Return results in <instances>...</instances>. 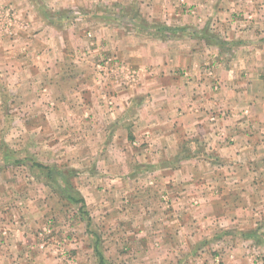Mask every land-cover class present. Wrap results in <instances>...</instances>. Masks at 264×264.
I'll return each mask as SVG.
<instances>
[{
    "label": "rangeland",
    "instance_id": "374dc122",
    "mask_svg": "<svg viewBox=\"0 0 264 264\" xmlns=\"http://www.w3.org/2000/svg\"><path fill=\"white\" fill-rule=\"evenodd\" d=\"M97 1L78 0L72 3L70 0H30V8L34 10V13L32 12L33 15L26 18L17 11L13 3L0 0V41L5 39L15 41L21 37L22 33L31 36L35 31L36 23L43 25L46 34L50 33L47 30L54 31L50 34L54 40L51 42L53 46L49 51L39 48L40 53L34 55L38 52L36 49L38 44L33 42L29 44L31 48L25 50V53H28V58L32 59V69L35 74V63L40 67L39 63L42 62L44 73L48 72V68L52 67L53 63L55 65L60 63L61 89L67 92L62 94L64 103L71 99L68 92L73 87H76L81 94V98H75L77 102L85 103L88 99L84 97V94L92 92L96 101L103 100L108 105L111 104L110 107L113 106V100L116 98L114 94L142 87V84L146 82L144 79H148L152 70L145 67L147 65L135 67L128 59H186V52L191 51L190 59H194L196 64L203 61L194 67L197 73L187 70L182 72L180 69L175 73L183 76L190 85L196 84L198 91H201L199 83H207L206 86L216 95L222 94L226 89L217 76L218 68L224 69L226 68L224 66L229 65L231 68H236L238 74L243 76L256 67V63L254 61L250 63L249 59H210L214 50L223 49V47H217L214 42L213 38L218 37L217 34L199 29V33L202 34L203 31L206 33L208 41L202 39H198L200 43H194L195 40L188 41L190 38L187 33L177 31L176 28L179 26H169L163 22L164 20L150 16L149 1ZM176 4L187 5V1L179 0ZM172 7L177 8L176 5ZM187 9L191 18L198 19L195 8L186 7ZM244 19H238L239 26L244 25ZM190 27L198 32L197 27ZM122 43L123 46H121ZM229 50L232 54L233 49ZM7 57V52L0 50V59ZM218 62L221 63L218 64ZM49 71L50 74L52 71ZM235 72L236 70L234 74ZM235 76L236 74L233 78ZM37 82V78L35 81L30 78L29 84L24 85L26 88L23 86L15 94L12 93L13 90L6 87L4 80H0V187L4 185V182H10L12 183L10 192L25 198L24 203H27V206L24 207L21 220L25 216H32L29 211H41L39 206L28 207V202L29 198H31L30 201L33 200L32 196L44 193L43 187H46V191L55 197V201L52 202L54 208L49 207L46 211V207H43L46 215L44 214L41 220L53 221L51 217H55L62 235L54 238L55 225L49 223L46 227L41 224L44 228L41 227L43 231L50 229L51 236L39 237L38 240L24 239L26 238L24 237L23 240L13 235L14 240L10 241L9 233L4 230L6 229L4 222L8 221L4 218L7 216L12 218L11 215L16 218V209L13 211V208L7 210L4 208L2 200L6 193L0 189V264H40V262L45 264L42 262L45 251L48 256L55 254L52 264H64L58 258L65 259V257L69 264H77V258H74V254V256L70 255L69 251L73 252L79 247H86L88 251L87 255L81 256L86 264H146L149 262L151 264H264V155L258 154L254 161L245 158L238 165L234 175L232 172L230 174L228 160H223L218 153L206 151V146L199 144L204 132L207 136L223 140L228 136L226 122L230 123L229 108L235 116L231 124L235 123L239 128L231 131L238 134L252 132L256 138V145L253 147L258 151L264 150V118L259 119L261 114L258 110L252 111V108L248 106L249 102H246L245 95L234 96L233 104L231 106L226 104L228 108L216 100L210 105L207 103L210 98L205 94L198 97L207 99L204 101L205 106L202 107L205 113L202 121L203 124L204 121L207 123V127L205 125L201 127V136H198L196 140L195 138H189V141L185 139L179 159L167 160L171 163L172 172H177L181 168L185 171L188 168L189 173L183 181L194 187L198 185L197 191L192 187L190 190L194 188L193 191L187 192L189 198L198 199V204L190 202L189 206L185 207L176 204L169 210L173 212L169 213L170 206L164 209V205L159 203L160 201L164 203L167 195L158 192L155 197L156 209H152L156 212V220L150 224L153 225L151 232L155 233V240L151 241V244L154 243L159 251L146 256H132L122 253L129 243L128 239L122 236V232L133 231L143 226L141 218L136 219V224H133L134 220L127 219L133 215L140 216L143 213L142 206L146 205L144 203L152 200L148 198L149 182L152 181L155 185L163 187L165 180L168 179L165 176L166 172H162L159 167L154 172L153 167H161L165 161L156 160L153 166L154 161H149V157L144 156L142 161L137 159L136 156L140 155L141 150L148 149L149 143L146 139H149V134H145L143 141L137 142L133 133L132 136L129 133V143L120 146L124 148L125 153L110 154V151L117 147L112 144L109 147H103L105 142L100 138L99 116L90 113L89 116H85L82 112H72L71 122L67 120L66 124L62 120L58 135H54L52 140L49 139V143L55 142V145L47 143L44 146L46 153L53 151L58 155L61 154L57 156L56 166H51L49 163L47 166H51L49 171L38 167V164L43 166L39 157L42 150L36 145L40 141L38 125L43 122V117L35 109L38 98ZM246 82V79H242L241 85ZM241 85H239L240 88H242ZM261 89L264 87H258L257 94L264 100V92L261 93ZM39 97L41 99V96ZM251 98H253L252 94L247 101ZM50 100L49 98V103ZM204 103L202 102V105ZM26 107L30 108L28 112L21 110ZM261 108L263 109V106ZM62 115L70 116L65 111ZM93 116L97 119L96 122L91 120L90 117ZM22 120L27 122L28 127L22 126ZM128 123L132 125L136 121L133 118ZM110 127H115V123L110 124ZM122 130L126 135L128 129ZM103 152H108V156H105ZM68 153L71 156L70 162L62 156ZM192 153H196L194 159L186 158L192 156ZM118 154L123 163L122 168L125 172L123 176H126L118 182L122 186L125 185L126 190L122 193L115 191L108 195L99 190V186L105 182L106 178L101 175L102 163L100 162L106 161L107 167H111V177L114 178L117 175V169H114L117 163L113 159H117ZM88 158H93V161ZM217 168H225L227 171L226 175L224 172L223 176L218 177L221 182L217 180L214 172ZM235 177L242 180L241 185L235 184L234 190L230 193L228 189L231 185L233 186ZM171 178L180 179L179 176H175V173H172ZM113 180L116 183V178ZM215 181L221 187L227 188V191L223 189L221 192L223 202L229 196L237 199L233 202V206L208 207L206 205L210 201L205 204L202 202L206 194L200 198L198 193L204 189L210 192L208 186ZM173 193L176 194L175 191ZM64 196L71 197L73 202L64 200ZM104 200L108 206H105ZM144 209L147 212L148 209ZM11 211L13 212L8 214ZM165 212L167 216L171 214L177 217L172 224L169 223L171 228L167 224L166 228H170L169 233H171V239L168 240L161 236L162 231L165 230L162 222ZM26 218L28 217L24 219ZM61 223H65V226ZM71 227L75 230L74 236L72 235L71 239H63L67 234L64 228L72 229ZM148 227L145 226V228ZM70 241L72 245L77 244L75 248H70ZM22 243L33 248L21 251L18 244Z\"/></svg>",
    "mask_w": 264,
    "mask_h": 264
},
{
    "label": "crops",
    "instance_id": "0c3cea01",
    "mask_svg": "<svg viewBox=\"0 0 264 264\" xmlns=\"http://www.w3.org/2000/svg\"><path fill=\"white\" fill-rule=\"evenodd\" d=\"M8 1L15 5L14 7L22 16L27 18L28 16L33 15L32 12L34 13V10L30 8V0ZM70 1L75 3L78 0ZM117 1L120 2L124 0ZM139 1H149L150 6L148 12L150 16L160 18L161 21L164 20L163 22L169 26H179L176 28L178 29L177 31L187 33L188 38H190L188 41L195 40L194 43H200L198 42V39L208 41L207 35L205 36L206 33L204 31L202 34L199 33V29L208 31L209 33L212 32V34H217L218 37L213 38L214 42L216 43L217 47H223L224 50H214L210 59H249L250 63L253 61L256 63V67L253 68V71L250 73L246 72V74L243 76L238 74L236 68H231L229 65L224 66L226 67L224 69L223 67H217V76L220 78V80H222L220 82L226 86V89L225 91L223 90L222 94L216 95L206 86L207 83H199L201 91H198L196 84L190 85L189 82L185 81L183 76L177 75L175 73V71L178 69H180L182 72L185 70L195 72L194 67L198 63L201 64L203 62L199 61L196 64L194 59H190L192 58V55H190L192 53L191 51L186 52V59H128L135 67L147 65L145 67H148L152 70L151 75H148V79H144L146 82L142 84V87L132 91H119L117 95L114 94V97L116 98L113 100L114 103L112 107L109 106L111 104L108 105V103L103 100H100L99 102L96 101V97L92 92H87L84 94V97L88 99L85 103L82 101L77 102L75 98H81V94L79 93V90L76 89V87H73L68 92L71 99H68V101L64 103L62 102V99L64 98L62 94L67 92L62 91L61 89V73L59 68V66H61L60 63H57L56 65L53 63V65H51L52 67L48 68L47 73H44L42 62H38L40 67L35 63V74L32 69V59H29L28 53H25V50L31 48L29 47V44L33 42L38 44L36 47L38 52L34 55H38V53H40L39 48L41 50L47 49L49 51L53 46L51 42H53L54 37L50 36V34L54 32L53 30H47L50 31V33L46 34V31H44L42 27L43 25L41 23H36L34 24L35 31L31 34V36L22 33L21 37L15 41L10 39L0 41V50H5V52L8 54L6 59H0V80H4L6 87L10 90H13L12 93L14 92L17 94L20 88H23L24 85L27 86L29 84L30 78L33 81H35L37 78L38 82L36 83V91L38 98L35 109L38 114L42 115L43 122L39 123L41 126L38 125V129L40 128L39 130L37 129L38 135L40 136V141L37 142L36 145L38 148H40V150H42V153L39 157L41 158L40 160L44 170L46 168V170L49 171L51 170V166H56L55 162L58 161L57 158L61 155H58L53 151H47L46 153L44 146L47 143L49 145H55V142L50 144L49 139L52 140L54 135H58V129L62 127V120H64L66 124L68 122L67 120L71 122L72 112H82L85 113V116H89V113L99 116L101 127L100 138L105 142L103 147H109L110 144L117 147V149H112L110 154L125 153L123 150L124 148H120V146L129 143V133L131 136L133 133L134 138H137V142L143 141L145 139V134H149V139H146V142L149 143L148 149L141 150L140 155H137L136 157L139 161H142L144 156L149 157V161H154L152 165L156 163V160H164L165 162L161 167L153 165V171L155 172L157 167H159L162 172H166L165 176L168 177V179L165 180L163 187L155 185V183L152 181L151 183L149 182L148 198H152V200L147 201L144 203L146 205L142 206L143 208L141 211L143 210V213H141V217L133 215L130 217V219H127L134 220L133 224H136V219L141 218L143 224V226H140L139 229H134L133 231L123 230L124 232H122V236L127 238V241L129 242L127 243L128 246L124 247L122 250V253L124 255L128 254L132 256H146L158 253L159 251L154 243L151 244V241L155 240V233L151 232L153 225L150 224L156 220V212L152 209H156L157 203L155 197L158 195V192L160 194L167 195L165 196V202L163 203L160 201L159 203L160 205H164V209H167L166 206H170L168 211L173 205L176 204L182 205V207L189 206L188 203L190 202L198 204L197 198H189L187 195L188 191L192 192L194 188L197 191L199 188L198 185L194 187L184 182L186 180V174L189 173L188 168L185 171H183L184 169L181 168V170H178L177 172H172V168L170 167L171 163L167 162V160L171 161L173 159L175 160L176 158L179 159L180 154L182 153L181 146L182 143H185V139L189 141V138H195L194 140H196L198 136H201V127L204 125L207 127V123L204 121L203 124L202 121L205 115L202 107L205 106L204 101H207V99H201L198 97L205 94L208 96V98H210V100L207 101V103L210 105L216 100L218 103L227 107L226 104L230 106L233 104L234 96L242 94L245 95L246 99L248 100L252 94L253 98H251L249 101L246 100V102H249L248 106L252 108V111H259V114H261L259 119L260 117L262 119L264 118V100L260 99L258 97L259 94H257L258 87H264V0H183V2L187 1V5L183 6H178V4H176V2L179 0ZM172 5H176L177 8L172 7ZM186 7L195 8L198 19L191 18L188 14V9L186 10ZM241 18H245L243 26L238 25L240 24L238 19ZM190 26L197 27L198 32H195V30L191 29ZM121 46H123V43ZM227 49L228 51H225ZM229 49H233L232 54H230ZM206 58H208V56ZM219 63L221 62H218V64ZM237 64L238 60L236 62V65ZM49 70L52 71L50 74ZM234 70H236V76L233 78L235 75ZM48 76L50 77L49 79ZM242 79L247 80V82L243 85H241ZM239 85H241L242 88H240ZM25 86L24 88H26ZM193 91L194 93H192ZM262 92H264V89H261V93ZM39 96H41V99H39ZM48 97L51 99L50 103L48 102ZM202 102L204 103L203 105ZM223 102L225 104H223ZM50 105H52V107H50ZM262 106L263 109L261 108ZM48 108L50 109L48 110ZM29 109V107L24 109L21 108L22 111L26 110L25 112H28L27 110ZM228 110L230 112V123L226 122L228 125V136L223 140L219 139L218 137L207 136L204 132L203 137H201L199 140V144L201 146L205 145L206 151L214 152V154L218 153L223 160H228L230 164V174L232 172V174L235 175L237 167L241 161H243L245 158H248L247 160L249 161H254L258 154L264 155V150L258 151L257 148L253 147V145H256V138L252 132L238 134L231 131L232 129L239 128L236 127L235 123L234 125L231 124V120L235 116L232 114V109L228 108ZM64 111L70 116L62 115V112ZM90 118L95 122L97 120L94 119L95 116ZM133 118L136 123L129 125L128 121L133 120ZM113 122L115 123V127H110V124ZM22 124L23 127H28L25 120H22ZM230 125H232L231 129ZM123 128L128 129L126 135L122 130ZM50 149L54 150V148ZM103 153L106 154L105 156H108L109 154L108 152ZM195 155L196 153H192V156H187L186 158L194 159L193 157H195ZM62 156L66 157L68 162H70L71 156L69 153L67 155L62 154ZM119 156L120 155L118 154L116 157L117 159H113V161L116 160L117 163L116 167L114 168L117 169V175L114 178L111 177V167H107L106 161L100 162L102 163V168L100 169L102 172L101 175L102 177L105 176L106 178L105 182L99 186V190L101 192H106L108 195L115 191L122 193L126 190L125 185L122 186V184L118 182V180H120V182L122 181L121 178L126 177L123 176L125 175V172L122 168V159ZM85 158L87 159V157ZM88 159L93 161V158ZM49 163L51 166L47 167L49 166ZM55 168L56 167H54V169ZM30 169L31 168H29V170ZM214 172L217 176V180L220 182L221 180L218 177L223 176L224 172V175L227 173L225 168H217V171ZM172 173H175V176H179L180 179L177 180L175 178H171ZM248 173L250 174L249 169ZM115 178L116 183L114 182L115 180H113ZM176 181L178 182L175 183ZM241 181L242 180H239L238 177H235L233 181L234 183L232 184L233 186L235 184H239L240 186ZM11 186L12 183L4 182V185L0 187L1 191L6 193L3 196L4 200H2L4 208L6 210L13 208V211L16 209V218H13V215L10 216L12 218H9L8 216L4 218L5 221H8L7 223L4 222V227L6 228L4 230L6 233H9L8 239L10 238V241L14 240L13 235H15L14 237H20V239L26 237L24 239L34 238L35 240H38L39 237L42 238L43 228L48 226L49 223H54L55 225V229L53 228V233L54 236H56L54 238H58L57 235H62L61 231H59V226H57L59 223L56 221L55 217H51L53 221L50 220L45 222V219L41 220L43 219L44 214L46 215V211L49 209V207L54 208V204L52 202L55 201V197L53 194H50L46 191V187H43L44 193L41 192L39 196H32L33 200L30 201L31 198H29L28 202V207L36 208L39 206L41 211H29V214H31L33 217H30L29 215L25 216L28 218L24 219L25 217H23L21 220L20 218L24 214V207L27 206V203H24L26 201L25 198L19 197L18 194L14 195L12 191L10 192ZM233 186L231 185L229 187L228 192L231 193V190H234L235 186ZM192 187L194 188L190 190ZM208 188L210 192L204 189L198 193L200 198L203 194H206L203 197L204 200L202 202L205 204V202L210 201L206 205L208 207H214L215 205L233 206V202L237 200L236 198L234 199V197L229 196V198L223 202V200H221L223 197L221 192L223 189H226L227 191V188L223 186L221 187V185H219L216 181L210 183ZM174 191L176 194L173 193ZM7 192H9V194H7ZM12 198H14L13 201ZM63 198L64 200L67 199L68 201L70 200L73 202L69 196H64ZM104 203L105 206H108V203L105 200ZM169 203L172 204L169 205ZM43 207H46V211H44ZM101 208L103 207L101 206ZM144 208L148 209L147 212ZM13 211L9 212L8 214H11ZM18 211H20V213ZM172 212L173 211H169V213ZM134 216L136 218H134ZM181 217L184 218L183 215H181ZM175 218L177 217H174L171 214L167 216V212L164 213V219L162 222L165 230L162 231L161 236L166 237L167 240L171 239V233H169L171 228L170 226ZM28 219H30V221H26ZM41 224H44V227ZM61 224H64L65 226V223ZM167 224H169L170 228H166ZM145 226L149 227L145 228ZM134 227L136 226L134 225ZM64 231L67 234L65 235L66 237H63V239H71V236H74V228H64ZM69 243L70 248H75L74 246L77 245H72V241ZM18 245H20L21 251H27L33 248H30L31 246L28 247V245L25 243ZM43 253L45 254L42 262L45 264H52L55 254L52 253L48 256L46 251ZM69 254L75 255L74 258H77V264H86L84 262L85 259L83 260L81 257L84 254H88L86 247H79L73 252L69 251ZM58 260L62 263L64 262V264H69V261L66 257L65 259L58 258ZM40 264L42 263L40 262ZM146 264H151V262Z\"/></svg>",
    "mask_w": 264,
    "mask_h": 264
},
{
    "label": "built area",
    "instance_id": "2783aa9c",
    "mask_svg": "<svg viewBox=\"0 0 264 264\" xmlns=\"http://www.w3.org/2000/svg\"><path fill=\"white\" fill-rule=\"evenodd\" d=\"M46 235H48V236H51V235H52L50 229H45V230L43 231V233H42V237H43V236H46Z\"/></svg>",
    "mask_w": 264,
    "mask_h": 264
},
{
    "label": "trees",
    "instance_id": "16d2710c",
    "mask_svg": "<svg viewBox=\"0 0 264 264\" xmlns=\"http://www.w3.org/2000/svg\"><path fill=\"white\" fill-rule=\"evenodd\" d=\"M37 166H38V167H40V168H42V166H41V165H39V164H38Z\"/></svg>",
    "mask_w": 264,
    "mask_h": 264
}]
</instances>
